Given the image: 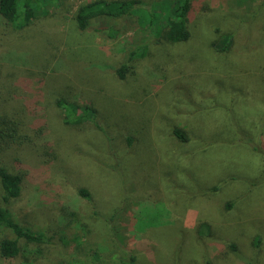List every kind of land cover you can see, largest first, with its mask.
Masks as SVG:
<instances>
[{
  "label": "rangeland",
  "instance_id": "374dc122",
  "mask_svg": "<svg viewBox=\"0 0 264 264\" xmlns=\"http://www.w3.org/2000/svg\"><path fill=\"white\" fill-rule=\"evenodd\" d=\"M89 1L42 0L23 29L0 20V165L23 180L7 207L50 238L0 264H264V0H192L177 43L159 33L175 0L81 30ZM59 98L95 116L66 124ZM138 216L156 225L137 232Z\"/></svg>",
  "mask_w": 264,
  "mask_h": 264
},
{
  "label": "trees",
  "instance_id": "16d2710c",
  "mask_svg": "<svg viewBox=\"0 0 264 264\" xmlns=\"http://www.w3.org/2000/svg\"><path fill=\"white\" fill-rule=\"evenodd\" d=\"M42 0H0V20L4 24H11L16 29H23L29 26L36 15L37 9L40 8ZM54 1V0H51ZM140 0H92L83 3L79 6L75 15L78 27L81 30H86L96 20L100 18H108L111 21H116L124 17H128L138 10V4ZM194 6L192 0H175L170 8L171 18L168 21L166 30L159 31L164 33L165 39L170 42H184L189 39L191 32L189 29L190 20L193 17ZM151 24L156 21V14L148 13ZM232 36H229L231 39ZM228 41L230 42V40ZM225 47V46H224ZM143 53L147 52L148 46H142ZM139 48L132 49L126 61L117 69V74L121 79L126 77L127 72L130 69V62L137 58V52ZM224 50V48H223ZM20 60V59H19ZM17 61V63L19 62ZM11 63V62H9ZM14 63L12 65H23V62ZM33 106L31 104H28ZM56 105L64 114L63 121L66 124L74 125L80 124L90 117H94L96 109L89 104H83L79 98L73 100H67L66 98H59L56 100ZM28 107V106H27ZM38 107V112H41V107ZM29 108V107H28ZM37 110V109H35ZM34 110V112H35ZM41 120V118H39ZM134 130L132 129L130 134L126 135V142L128 146H133L134 143ZM174 135L182 142H188L189 135L181 127H174ZM22 176L18 173H13L4 165H0V183L3 188V194L1 195L2 204H0V233L4 230H10L15 234L14 238H3L0 240V255L6 259H13L21 252V239L26 242L34 243H47L50 238L45 233L36 232L21 225L17 222L7 204L18 198L22 193ZM81 196L91 200V193L86 188L79 190ZM229 207L232 203L228 204ZM142 208V207H141ZM141 208L138 213H141ZM112 216V220L114 219ZM141 217L137 218L136 229L137 232L146 230L149 226H155L156 224H141ZM211 236L212 232L207 233ZM235 248V244L231 245ZM95 254H93L94 256ZM128 260H124L125 264H137V257L134 253L129 255ZM98 259V256H97ZM210 264V261H208Z\"/></svg>",
  "mask_w": 264,
  "mask_h": 264
}]
</instances>
